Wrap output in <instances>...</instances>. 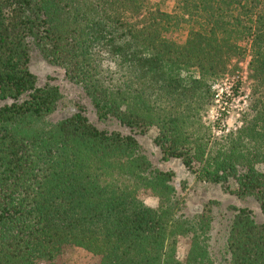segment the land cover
Wrapping results in <instances>:
<instances>
[{
    "label": "trees",
    "instance_id": "obj_1",
    "mask_svg": "<svg viewBox=\"0 0 264 264\" xmlns=\"http://www.w3.org/2000/svg\"><path fill=\"white\" fill-rule=\"evenodd\" d=\"M173 1L171 15L144 0H0V99H10L0 104V264L52 261L68 246L96 264H215L216 200L185 214L173 171L153 166L131 132L99 128L79 109L47 120L61 91L36 83L30 45L82 86L98 118L155 124L161 159L264 210V0ZM177 8L195 21L182 42L165 35ZM224 79L246 81L249 98L240 125L212 136L199 113ZM230 208L222 264H264V221Z\"/></svg>",
    "mask_w": 264,
    "mask_h": 264
},
{
    "label": "rangeland",
    "instance_id": "obj_2",
    "mask_svg": "<svg viewBox=\"0 0 264 264\" xmlns=\"http://www.w3.org/2000/svg\"><path fill=\"white\" fill-rule=\"evenodd\" d=\"M147 7H158L161 10L174 12L173 0H144ZM176 16L170 20V26L165 32L168 38L182 42L188 28L195 21L188 15L179 16L180 9ZM28 68L35 74L36 83L41 84L49 80L58 85L61 97L56 107L47 116V120L55 122L61 117L68 115L75 110H81L87 118L97 127L105 129H117L121 132H131L140 144L142 151L147 155L153 166L160 169H171L173 171L172 183L176 193L182 198L181 210L191 215L206 200H216L212 206V220L208 231V249L215 264H222L226 261L225 237L227 224L232 214L231 205L246 206L250 208L251 215L255 221H264V210L258 207L257 201L252 196L237 197L232 193L223 190L218 183L198 180L195 175L187 169L177 157L161 159L153 136L157 131L155 124L148 125L143 131L137 127L128 128L121 124L115 117L108 116L100 119L96 116L89 97L79 83L70 81L64 74L62 67L46 61L39 51L29 46ZM242 73H244L245 62H240ZM244 79V76L240 79ZM231 80H222L211 86V97L206 106L199 113L200 124L212 136H219L227 129H235L240 125L242 111L248 102V88H245L246 81H239L238 86L232 85ZM10 101L9 98L0 99V104ZM196 162L193 163V166ZM137 194L146 204L156 205V196L149 188H138ZM187 246V238L179 236L176 244L177 254L183 256ZM39 264H96L95 258L88 251L78 246H68L61 254L52 261L42 260Z\"/></svg>",
    "mask_w": 264,
    "mask_h": 264
}]
</instances>
